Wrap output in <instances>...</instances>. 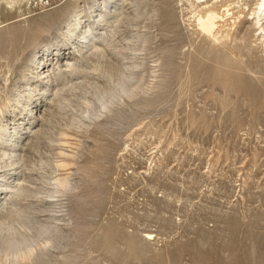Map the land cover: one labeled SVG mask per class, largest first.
<instances>
[{"label": "rangeland", "instance_id": "obj_1", "mask_svg": "<svg viewBox=\"0 0 264 264\" xmlns=\"http://www.w3.org/2000/svg\"><path fill=\"white\" fill-rule=\"evenodd\" d=\"M258 2L0 1V264H264Z\"/></svg>", "mask_w": 264, "mask_h": 264}, {"label": "bare ground", "instance_id": "obj_2", "mask_svg": "<svg viewBox=\"0 0 264 264\" xmlns=\"http://www.w3.org/2000/svg\"><path fill=\"white\" fill-rule=\"evenodd\" d=\"M1 1V0H0ZM11 1H9L10 3ZM252 14H253V19H254V24L258 26V28H260L262 31L264 30V0H260V2H258L257 6L255 7V9L252 11ZM76 17L77 16H74L73 20L75 21L76 20ZM216 17V14L214 13H211V12H208L207 14H205L204 16L200 15L198 16L197 20H198V23H199V27L202 29V30H205L206 32L210 31V29L212 28L213 26V21H214V18ZM216 19V18H215ZM213 29V28H212ZM83 40H85V36H83L81 39H78L77 41L78 42H83ZM50 75V74H49ZM130 78V75L128 74H124V73H120L119 76H118V82H117V89L121 92H124V93H127L128 92V88H127V81L128 79ZM109 99H113L114 97V94L113 93H109L108 95ZM102 98H104V96H101L98 101L102 104V106L104 105V103L102 102ZM40 118V117H39ZM15 144H11V146H14ZM1 151V150H0ZM7 152V151H6ZM13 154V153H12ZM3 155L7 156L9 155L10 156V153H5L4 151L0 152V158L3 159ZM19 157V156H18ZM9 159V158H8ZM14 161V160H13ZM18 163V159L16 161ZM16 162H15V165H16ZM12 163H10L9 165H11ZM5 165V164H4ZM13 165V164H12ZM14 165V166H15ZM17 167H19L17 165ZM16 167H11L9 169V172L7 174H9V178H11L9 180V183L8 184H4V182L7 181L6 179V174L5 176L2 175V166H0V192L2 193L3 191H8V190H13L15 189L16 192L19 191L20 192V188H21V185H20V188L18 187L17 183H15L14 185L13 184H10L11 180L13 181L15 179V176H16ZM20 171V170H19ZM4 172V170H3ZM17 181V180H16ZM14 182V181H13ZM12 182V183H13ZM61 185L63 184V181L60 182ZM19 184V183H18ZM12 190V191H13ZM11 191V192H12ZM15 192V193H16ZM0 193V194H1ZM54 212V211H52ZM56 213V212H55ZM51 217V216H50ZM38 234L40 233H44V232H47V228L45 226H42V227H39L38 228ZM28 240L30 239H27V238H17V237H8V238H5L4 239V242L2 244V247L5 249V250H9V251H14V252H18L20 251L23 247H26Z\"/></svg>", "mask_w": 264, "mask_h": 264}]
</instances>
